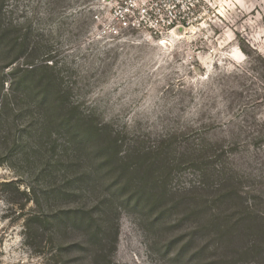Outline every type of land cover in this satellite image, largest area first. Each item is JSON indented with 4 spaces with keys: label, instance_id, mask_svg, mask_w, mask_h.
Wrapping results in <instances>:
<instances>
[{
    "label": "rangeland",
    "instance_id": "obj_1",
    "mask_svg": "<svg viewBox=\"0 0 264 264\" xmlns=\"http://www.w3.org/2000/svg\"><path fill=\"white\" fill-rule=\"evenodd\" d=\"M1 1L26 59L5 67L0 53V112L13 113L0 130V264H100V253L112 264H264V0H205L204 22L168 44L102 37L93 14L103 0ZM24 60L54 64L78 112L118 138L127 161L137 149L166 153L164 210H121L96 242L51 221L28 228L94 196H54L85 171L62 133H42L30 99L8 91Z\"/></svg>",
    "mask_w": 264,
    "mask_h": 264
},
{
    "label": "trees",
    "instance_id": "obj_2",
    "mask_svg": "<svg viewBox=\"0 0 264 264\" xmlns=\"http://www.w3.org/2000/svg\"><path fill=\"white\" fill-rule=\"evenodd\" d=\"M2 1L0 2V53L6 54L5 67L17 62L20 58L26 59L25 40L18 37H10L7 33L8 25L3 24ZM52 57H46L49 60ZM27 60L22 65L13 68L10 73L8 91L11 95L21 92L31 101V105L39 112L36 122L43 128L42 133H62L66 146H71L72 159L76 160V173L83 170L73 179H62L55 188L56 195L61 199H67L70 195H78L77 191L93 195L94 203L87 208L79 207L66 209L56 214L39 213L31 216L27 226L36 224V234L43 231L45 224L57 223L66 230L89 231L90 237L95 240L102 224L107 225L110 220H116L121 210L132 208L139 213H154L164 210L167 203V175L171 172L168 168L169 161L166 153H161L156 148L132 152L137 160L127 161L119 150L118 138L101 130L87 115L78 112V107L70 100L62 88L54 64L42 63L36 66ZM4 79V75L2 74ZM3 79H0V93L3 90ZM6 82V80H5ZM5 99L7 98V94ZM5 103V102H4ZM3 103L0 111L4 110ZM30 105V106H31ZM13 113L0 112V130L8 122L6 115ZM13 117V116H12ZM14 122V120H13ZM31 127V123L27 128ZM21 139V136L19 137ZM83 154L91 160L87 171L83 168ZM57 161V159H55ZM1 163V161H0ZM72 164V163H70ZM85 164V163H84ZM160 172V175L156 174ZM169 174V173H168ZM160 211V212H161ZM41 214V215H40ZM236 220L245 222L242 217ZM235 220V221H236ZM250 227L253 220H250ZM116 222V221H115ZM50 225V224H49ZM53 227V225H52ZM51 227V228H52ZM54 229L61 232L60 228ZM117 222L115 234L117 233ZM93 228V229H91ZM95 228L96 231H95ZM65 230V231H66ZM52 233V232H51ZM55 233V232H54ZM97 234V235H96ZM30 236V232L28 233ZM116 237L113 239L115 241ZM114 244L111 247L112 252ZM100 264H112L106 254L97 256Z\"/></svg>",
    "mask_w": 264,
    "mask_h": 264
},
{
    "label": "built area",
    "instance_id": "obj_3",
    "mask_svg": "<svg viewBox=\"0 0 264 264\" xmlns=\"http://www.w3.org/2000/svg\"><path fill=\"white\" fill-rule=\"evenodd\" d=\"M205 0H103L93 14L98 34L109 40H161L201 25Z\"/></svg>",
    "mask_w": 264,
    "mask_h": 264
},
{
    "label": "bare ground",
    "instance_id": "obj_4",
    "mask_svg": "<svg viewBox=\"0 0 264 264\" xmlns=\"http://www.w3.org/2000/svg\"><path fill=\"white\" fill-rule=\"evenodd\" d=\"M192 31H194V28H192ZM185 33H175L173 32L171 35H168V36H164L161 38V40L157 41V44H165L167 43L168 44V41L171 39V38H181L182 35H184Z\"/></svg>",
    "mask_w": 264,
    "mask_h": 264
},
{
    "label": "water",
    "instance_id": "obj_5",
    "mask_svg": "<svg viewBox=\"0 0 264 264\" xmlns=\"http://www.w3.org/2000/svg\"><path fill=\"white\" fill-rule=\"evenodd\" d=\"M180 31H181V29H180V28H178L176 32H177V33H179Z\"/></svg>",
    "mask_w": 264,
    "mask_h": 264
}]
</instances>
